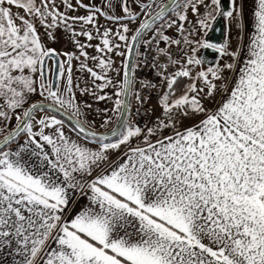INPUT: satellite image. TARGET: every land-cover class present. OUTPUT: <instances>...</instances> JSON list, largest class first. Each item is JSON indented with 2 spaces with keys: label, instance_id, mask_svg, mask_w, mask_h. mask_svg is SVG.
Returning <instances> with one entry per match:
<instances>
[{
  "label": "snow or ice",
  "instance_id": "6c2138e0",
  "mask_svg": "<svg viewBox=\"0 0 264 264\" xmlns=\"http://www.w3.org/2000/svg\"><path fill=\"white\" fill-rule=\"evenodd\" d=\"M0 264H264V0H0Z\"/></svg>",
  "mask_w": 264,
  "mask_h": 264
},
{
  "label": "crops",
  "instance_id": "0c3cea01",
  "mask_svg": "<svg viewBox=\"0 0 264 264\" xmlns=\"http://www.w3.org/2000/svg\"><path fill=\"white\" fill-rule=\"evenodd\" d=\"M226 2V0H224ZM212 28L207 30V34L201 33L204 39H208L215 43H222L225 38V31H226V23L223 21L222 18H218L215 22H212ZM189 54L191 50L189 49ZM195 55L197 58H202L205 63L197 66V69H206L209 66H213L216 63H223V57H220L218 53L214 50L200 47L197 49ZM210 62V63H209Z\"/></svg>",
  "mask_w": 264,
  "mask_h": 264
},
{
  "label": "built area",
  "instance_id": "2783aa9c",
  "mask_svg": "<svg viewBox=\"0 0 264 264\" xmlns=\"http://www.w3.org/2000/svg\"><path fill=\"white\" fill-rule=\"evenodd\" d=\"M143 75H145V76H147V77H149V78H152V76L154 75L152 72H151V70H149V69H144V72L142 73ZM142 116H143V113H142Z\"/></svg>",
  "mask_w": 264,
  "mask_h": 264
}]
</instances>
